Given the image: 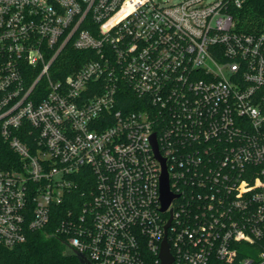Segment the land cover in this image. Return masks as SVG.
<instances>
[{"label": "built area", "instance_id": "built-area-1", "mask_svg": "<svg viewBox=\"0 0 264 264\" xmlns=\"http://www.w3.org/2000/svg\"><path fill=\"white\" fill-rule=\"evenodd\" d=\"M171 1L0 0V246L264 264V31L238 29L246 0Z\"/></svg>", "mask_w": 264, "mask_h": 264}, {"label": "trees", "instance_id": "trees-1", "mask_svg": "<svg viewBox=\"0 0 264 264\" xmlns=\"http://www.w3.org/2000/svg\"><path fill=\"white\" fill-rule=\"evenodd\" d=\"M235 15L240 31L252 34L264 31V0H246ZM70 56L76 67L86 61L84 52H71ZM66 59L61 63V69L65 73L70 68ZM131 99L128 98L127 103L130 104ZM10 159H14V154L0 141V166L10 169L11 165L8 163ZM86 189L80 185L78 191ZM77 194L81 195L79 192ZM49 231L29 233L26 242L11 249L0 246V264H79L74 256L65 255V240L59 236H52ZM150 261L151 264L154 263V259L151 258Z\"/></svg>", "mask_w": 264, "mask_h": 264}, {"label": "water", "instance_id": "water-1", "mask_svg": "<svg viewBox=\"0 0 264 264\" xmlns=\"http://www.w3.org/2000/svg\"><path fill=\"white\" fill-rule=\"evenodd\" d=\"M152 144H153L155 156L157 160L160 162L161 167H162V173L160 177V195H161L160 201L162 204L161 211L164 212L166 208L168 207L169 203L174 199V196L169 191L168 176H167V172L165 168V162L158 153L157 146L154 141V136H152ZM169 225H170V220L165 226V230H167ZM65 255L74 256L78 260L79 264H91V261L89 260L87 256L77 252L76 250L72 249L71 247L67 245H66ZM159 258H160L161 264H170L172 262V258L169 253V248H168L166 239L163 240Z\"/></svg>", "mask_w": 264, "mask_h": 264}, {"label": "rangeland", "instance_id": "rangeland-1", "mask_svg": "<svg viewBox=\"0 0 264 264\" xmlns=\"http://www.w3.org/2000/svg\"><path fill=\"white\" fill-rule=\"evenodd\" d=\"M181 0H172L171 2L172 3H178V2H180Z\"/></svg>", "mask_w": 264, "mask_h": 264}]
</instances>
